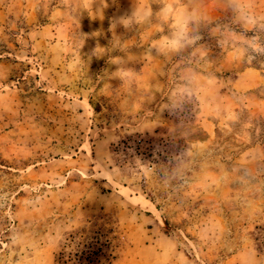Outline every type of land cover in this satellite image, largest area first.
Returning <instances> with one entry per match:
<instances>
[{"label": "rangeland", "instance_id": "obj_1", "mask_svg": "<svg viewBox=\"0 0 264 264\" xmlns=\"http://www.w3.org/2000/svg\"><path fill=\"white\" fill-rule=\"evenodd\" d=\"M189 2L204 57L154 47L166 18L124 26L160 0H0V264L93 243L97 264H264V56L220 46L243 31L226 0Z\"/></svg>", "mask_w": 264, "mask_h": 264}, {"label": "clouds", "instance_id": "obj_2", "mask_svg": "<svg viewBox=\"0 0 264 264\" xmlns=\"http://www.w3.org/2000/svg\"><path fill=\"white\" fill-rule=\"evenodd\" d=\"M160 2L161 7L158 13H154L151 5L146 4L142 9L133 11L131 17L125 18L122 21L124 26L127 27L128 21L133 19L137 23H144L150 21L154 15L158 18H166L168 31L160 45H154V47L169 53H179L192 48L194 54L198 52L200 56H206L207 50L202 45L198 46V42L203 39L201 27L208 23L202 7L189 0H182V5L179 7L174 0H160ZM226 4L238 23L243 26V31L222 37L218 41L220 46H224L226 39L230 45L236 47L245 61L249 56L253 58L264 56V13L257 11L254 0H226ZM194 82L195 74L193 73L177 91V96H189Z\"/></svg>", "mask_w": 264, "mask_h": 264}, {"label": "trees", "instance_id": "obj_3", "mask_svg": "<svg viewBox=\"0 0 264 264\" xmlns=\"http://www.w3.org/2000/svg\"><path fill=\"white\" fill-rule=\"evenodd\" d=\"M102 247L101 243L99 246L93 243L67 254L60 251L55 257V264H97L98 257L103 251Z\"/></svg>", "mask_w": 264, "mask_h": 264}]
</instances>
